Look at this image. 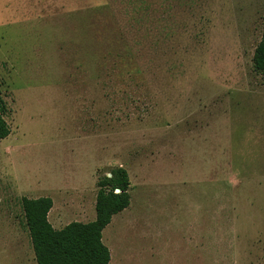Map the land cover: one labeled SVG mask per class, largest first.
<instances>
[{
  "label": "rangeland",
  "instance_id": "rangeland-1",
  "mask_svg": "<svg viewBox=\"0 0 264 264\" xmlns=\"http://www.w3.org/2000/svg\"><path fill=\"white\" fill-rule=\"evenodd\" d=\"M95 1L0 0V264H36L22 196H50L55 228L88 222L117 166L130 204L102 230L110 262L264 264V0H173L168 39L160 0L148 33L105 0L120 70L99 56Z\"/></svg>",
  "mask_w": 264,
  "mask_h": 264
},
{
  "label": "trees",
  "instance_id": "trees-1",
  "mask_svg": "<svg viewBox=\"0 0 264 264\" xmlns=\"http://www.w3.org/2000/svg\"><path fill=\"white\" fill-rule=\"evenodd\" d=\"M180 6H190L194 0H175ZM127 14L132 25L142 27L146 33L152 30V10L157 0H127ZM173 0H160L158 7L167 17L156 23L154 37L170 38L173 34ZM91 24L94 23L98 36L102 38V51L99 56L113 60L114 68L119 70L130 59V48L121 33L109 28L107 14L109 4L105 0H96L87 6ZM153 7V9H152ZM163 18V17H162ZM86 21V17H85ZM172 21V22H171ZM84 23V22H82ZM85 26V25H84ZM83 26V27H84ZM160 35V36H159ZM100 50V49H99ZM253 68L264 80V27L260 40L252 56ZM6 104L0 96V139L10 133V127L4 118ZM130 180L127 170L122 166L114 167L109 174L97 180L95 197V218L88 222L71 221L61 228H55L48 219L53 205L50 196L29 198L22 196L21 208L32 244L36 264H108L110 252L102 241V230L109 224L114 214L124 210L130 204Z\"/></svg>",
  "mask_w": 264,
  "mask_h": 264
},
{
  "label": "crops",
  "instance_id": "crops-1",
  "mask_svg": "<svg viewBox=\"0 0 264 264\" xmlns=\"http://www.w3.org/2000/svg\"><path fill=\"white\" fill-rule=\"evenodd\" d=\"M48 219H49V213H48ZM110 223V222H109ZM103 241V240H102ZM108 264H117L116 261H113V262H110L109 260V263Z\"/></svg>",
  "mask_w": 264,
  "mask_h": 264
}]
</instances>
